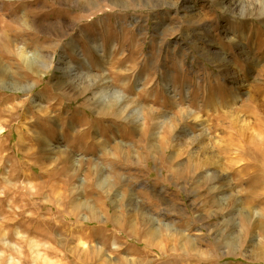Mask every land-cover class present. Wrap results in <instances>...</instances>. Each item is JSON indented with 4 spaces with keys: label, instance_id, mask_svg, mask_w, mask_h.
<instances>
[{
    "label": "rangeland",
    "instance_id": "1",
    "mask_svg": "<svg viewBox=\"0 0 264 264\" xmlns=\"http://www.w3.org/2000/svg\"><path fill=\"white\" fill-rule=\"evenodd\" d=\"M0 264H264V0H0Z\"/></svg>",
    "mask_w": 264,
    "mask_h": 264
},
{
    "label": "bare ground",
    "instance_id": "2",
    "mask_svg": "<svg viewBox=\"0 0 264 264\" xmlns=\"http://www.w3.org/2000/svg\"><path fill=\"white\" fill-rule=\"evenodd\" d=\"M95 50L97 51V50H99L98 49V47H96L95 48ZM63 52H64V50H63ZM77 54H78V56L80 57V59H81V61L83 62V63H85V64H87L88 65V60H87V58L86 57H84V55H83V52L81 51V49L80 48H77L76 49V51H75ZM100 52V51H99ZM24 55V57L25 58H28V57H30L31 56V58H32V60H34L36 57L34 56V55H31V54H28V53H23ZM61 57H62V55L61 54H59V55H57V58H55V56L53 57V59L55 60V63L53 64L54 65V68L55 69H58V70H61V71H63V73H64V76L65 77H68L69 79H70V81L69 82H71V81H76V79L75 78H77L78 77V75H77V72H76V70L74 69V66L72 65V61H71V59L70 58H66V60H64V62H63V60L61 59ZM30 59V58H29ZM44 65V63H42V66ZM44 68H46V67H44ZM188 87V86H187ZM169 88V87H168ZM167 88V89H168ZM170 89V88H169ZM104 90V92L102 91H100L98 94H97V91L94 93V94H96V96H97V98H100V101H99V103H101L100 104V106H101V108H108L109 107V104L110 103H112V102H114L115 100H117V98H120L119 96H118V94H115V93H106L105 92V88L103 89ZM108 91V90H107ZM170 92V91H169ZM188 92H189V90L186 88L185 89V91H184V96L186 97V96H188ZM168 93V92H167ZM175 93V92H174ZM173 93V94H174ZM169 95H171L170 93H169ZM182 95V94H181ZM173 96V95H172ZM96 98V100H98ZM256 104V103H255ZM260 105H258V107H259ZM126 108L127 107H125V106H123V108L121 107L120 108V110H123V112H125L126 111ZM261 108V107H260ZM130 110V109H129ZM129 114V117L130 118H132V119H138V120H141L142 119V122H141V124H144V118H143V115L139 112V111H137L136 109H131L130 111H129V113H126V115H128ZM197 122V121H196ZM241 122V123H240ZM232 124H233V126H232V129H233V131H234V135H236V137H238V138H240L241 140H243L245 143H249V142H251V141H253L252 140V138L250 139V136L249 137H246V135H245V132L247 131V130H249L250 131V128L252 127L246 120H244L243 121V119H241V118H236L234 121H232ZM253 124H254V121H253ZM196 125L198 126V127H200V129L201 130H199L200 131V133H202L203 134V132H206L205 131V127H204V125H203V122H197L196 123ZM182 126H180V128H181ZM252 130V129H251ZM258 130V129H257ZM184 131H185V134L186 135H184V136H182V139H185V140H189V138H191L192 136V131H191V129L189 128V127H186V128H184ZM202 131V132H201ZM181 132V131H180ZM253 132V131H252ZM259 132V131H258ZM194 133V132H193ZM250 133V135H252V133L251 132H249ZM260 133V132H259ZM184 134V133H183ZM232 134V133H231ZM205 138H206V135L204 136ZM203 137V138H204ZM230 137V136H229ZM224 139V138H223ZM261 140V139H260ZM255 141V140H254ZM224 141H222V143H223ZM243 143V142H242ZM224 144V143H223ZM222 146V145H221ZM204 147L206 148V150H205V152H203L201 155H199V158H200V161L201 162H203L204 164H207L208 162H210V163H216V165L218 166V168H219V164L221 163V162H218L217 161V159L219 158L218 156V154L216 153V152H214L213 151V149L210 147V146H208V144L207 143H205L204 144ZM217 151V150H216ZM224 154V153H223ZM198 156V155H197ZM219 163V164H218ZM209 164V163H208ZM222 165V164H221ZM224 166V165H223ZM226 166V165H225ZM223 168V167H222ZM222 168H219V169H217V170H214V172H215V175H216V177H219V178H223L224 180L225 179H230L229 177V175H228V173H227V171L225 172ZM227 168V167H226ZM222 179V180H223ZM231 184H232V182H231ZM223 185V184H222ZM221 185V186H222ZM233 186V185H232ZM223 190H222V193H223V196H220V201H224V199L225 198H227V197H229L230 195H236V194H238V193H236L237 191H235L234 189H233V187H231V185H230V183L228 182V180L227 181H225V184L223 185ZM236 193V194H235ZM224 203V202H223Z\"/></svg>",
    "mask_w": 264,
    "mask_h": 264
}]
</instances>
